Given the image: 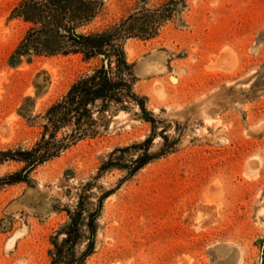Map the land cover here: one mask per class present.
<instances>
[{
	"label": "rangeland",
	"instance_id": "obj_1",
	"mask_svg": "<svg viewBox=\"0 0 264 264\" xmlns=\"http://www.w3.org/2000/svg\"><path fill=\"white\" fill-rule=\"evenodd\" d=\"M21 1L0 0V152L34 148L47 110L104 65L101 55H16L32 28L16 16ZM152 13L166 17L151 35L120 43L142 106L111 105L93 134L32 169L0 162V264H51L80 203L84 264H264V0H100L78 33Z\"/></svg>",
	"mask_w": 264,
	"mask_h": 264
},
{
	"label": "trees",
	"instance_id": "obj_2",
	"mask_svg": "<svg viewBox=\"0 0 264 264\" xmlns=\"http://www.w3.org/2000/svg\"><path fill=\"white\" fill-rule=\"evenodd\" d=\"M99 7L100 0H22L15 8L16 16L32 25L19 43L16 55L82 54L85 58L101 55L108 63L106 67L102 65L74 82L62 99L47 110L44 133L34 148L0 152V162L17 160L24 162L27 169H32L56 156L70 144L93 134L97 123L95 115L105 114L111 105H120L125 109L124 99H134L142 106L132 92L133 66L126 62L120 43L126 36L151 35L157 22L166 16L152 13L146 21L134 23L137 18L135 15L111 30L85 35L78 33L79 28L94 18ZM112 59L114 66H111ZM65 127H72L71 132L56 140L57 132ZM148 159V156L137 158L133 171L142 167ZM112 165L109 161L103 164L102 170ZM19 176L15 174L7 182H18ZM80 205L70 217V224L64 231L65 238L60 244L54 243L51 264H84L89 254V250L80 257L75 253L80 236V217L83 214ZM94 219L95 215L90 214L87 223L92 235Z\"/></svg>",
	"mask_w": 264,
	"mask_h": 264
},
{
	"label": "bare ground",
	"instance_id": "obj_3",
	"mask_svg": "<svg viewBox=\"0 0 264 264\" xmlns=\"http://www.w3.org/2000/svg\"><path fill=\"white\" fill-rule=\"evenodd\" d=\"M121 115H125V114L123 112H120L119 113V116H121ZM257 169H258V163H257V161H254L253 160V161L249 162V164L247 166V176L250 177V178L256 177V175H257ZM21 235H22V231L17 230L16 233L13 236H11L9 238V240L7 241L6 248L7 249H9V248L12 249L14 247L17 239H19V237ZM226 247L227 248H222L225 252L222 249L219 248V250H222L224 253H226L225 254L226 257L224 259L225 260H228L229 262H232V263L238 262L239 259H240V250H238L236 248V246L235 247H232V246L231 247H228V246H226ZM219 252H221V251H219ZM211 257H212L211 262H213V263H217V262L220 261V255H218V252L217 253H214ZM222 260H223V258H222Z\"/></svg>",
	"mask_w": 264,
	"mask_h": 264
},
{
	"label": "water",
	"instance_id": "obj_4",
	"mask_svg": "<svg viewBox=\"0 0 264 264\" xmlns=\"http://www.w3.org/2000/svg\"><path fill=\"white\" fill-rule=\"evenodd\" d=\"M103 57V59H104V66L106 67L107 66V62H108V60L104 57V56H102Z\"/></svg>",
	"mask_w": 264,
	"mask_h": 264
}]
</instances>
